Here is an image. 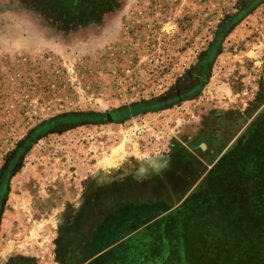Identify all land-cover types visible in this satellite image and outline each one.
<instances>
[{"label": "rangeland", "instance_id": "1", "mask_svg": "<svg viewBox=\"0 0 264 264\" xmlns=\"http://www.w3.org/2000/svg\"><path fill=\"white\" fill-rule=\"evenodd\" d=\"M243 2L0 0V264L54 258L62 210L84 184L148 178L174 157L198 165L183 196L195 199L184 210L192 216L175 225L161 209L119 206L97 229L108 235L96 262L264 264V151L253 154L254 138L229 152L264 116V0L239 20ZM198 80L196 94L167 104ZM230 106L242 115L232 128L240 134L209 154L208 124H226ZM62 116L73 120L33 138Z\"/></svg>", "mask_w": 264, "mask_h": 264}, {"label": "flooded vegetation", "instance_id": "2", "mask_svg": "<svg viewBox=\"0 0 264 264\" xmlns=\"http://www.w3.org/2000/svg\"><path fill=\"white\" fill-rule=\"evenodd\" d=\"M201 86L202 81L198 80L190 90L180 91L172 100L167 101V104L187 100L192 94H196ZM166 106L168 105L159 108ZM229 108L228 112L234 115L222 117L226 124L221 126L215 122L208 124V127L212 129L208 146H206L209 154L221 153L222 148L240 134V131L238 134L232 131V128L240 122L238 118L242 116H236L240 114L239 107L238 109L235 106ZM116 117L117 114H113L111 119L114 120ZM254 138L259 147L253 150V154L258 153L259 150L264 151V146L261 144L264 141V116H259L250 123L246 129V135L239 142V147L235 149V144L229 152L241 154V148H244L249 139ZM185 159V157L183 160H178L177 157L172 158L167 165L162 166L157 173L151 174L148 178L135 179L132 174L123 178L117 173V177L109 180L106 178L93 185L84 184V190H87L82 191L77 205H72L65 213L62 212L65 221L59 229H56L57 239L60 241H57L54 247V250L60 251L61 257L57 259L53 250L54 264H105L96 262L99 254L95 252L96 244L104 240L103 237H107L108 233H100V230L105 225L108 215H114L119 206L135 205L137 212L144 216L161 209L162 211L158 213L160 218L167 214L171 215V222L174 220L175 225L179 224L178 221L185 215L192 216L193 212L188 214L184 210L187 205L191 206L195 199L192 194L185 199L183 196L197 179L195 173L198 165L195 160L185 164L183 162ZM205 200L211 201V198H202L199 201L205 202ZM99 227L100 230L97 231Z\"/></svg>", "mask_w": 264, "mask_h": 264}, {"label": "trees", "instance_id": "3", "mask_svg": "<svg viewBox=\"0 0 264 264\" xmlns=\"http://www.w3.org/2000/svg\"><path fill=\"white\" fill-rule=\"evenodd\" d=\"M70 1L72 3L77 2V0H70ZM257 1L258 0H244L243 4L241 5V13L236 14V19H239V20L243 19L249 12H251L253 7L256 6ZM232 29H233L232 23L228 21L225 24H223L221 28L218 30L217 35L215 36V39H214L213 46L210 48L207 54L210 59L218 55L220 44L222 43L223 38L226 37V35L229 34ZM75 117L74 119H77ZM72 118L73 117L62 116V117L52 118L51 120L44 122L41 126L37 127L36 130L33 132L34 133L33 138L39 135L41 132L50 131L51 129L58 127L59 124L68 122L69 120H73ZM13 173H14V169L10 170V172L6 175V178L3 183V187H2V194H5L7 192L8 181L10 177H12ZM0 213H1V206H0Z\"/></svg>", "mask_w": 264, "mask_h": 264}, {"label": "bare ground", "instance_id": "4", "mask_svg": "<svg viewBox=\"0 0 264 264\" xmlns=\"http://www.w3.org/2000/svg\"><path fill=\"white\" fill-rule=\"evenodd\" d=\"M154 159H151V161H149V165L153 167V165L155 166V169L159 168L161 165H163L161 161H159V159H155V161H153Z\"/></svg>", "mask_w": 264, "mask_h": 264}, {"label": "crops", "instance_id": "5", "mask_svg": "<svg viewBox=\"0 0 264 264\" xmlns=\"http://www.w3.org/2000/svg\"><path fill=\"white\" fill-rule=\"evenodd\" d=\"M66 210H62L63 213H65ZM36 256H40V254H36ZM45 264H54L52 259H46Z\"/></svg>", "mask_w": 264, "mask_h": 264}, {"label": "water", "instance_id": "6", "mask_svg": "<svg viewBox=\"0 0 264 264\" xmlns=\"http://www.w3.org/2000/svg\"><path fill=\"white\" fill-rule=\"evenodd\" d=\"M107 120H109L110 121V116L108 117V119ZM206 201V200H205Z\"/></svg>", "mask_w": 264, "mask_h": 264}]
</instances>
